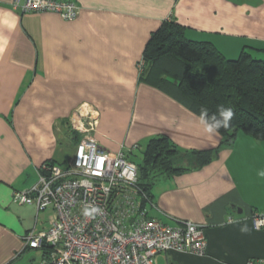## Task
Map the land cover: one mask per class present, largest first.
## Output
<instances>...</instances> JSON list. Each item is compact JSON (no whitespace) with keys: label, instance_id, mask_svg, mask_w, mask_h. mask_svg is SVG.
<instances>
[{"label":"crops","instance_id":"0c3cea01","mask_svg":"<svg viewBox=\"0 0 264 264\" xmlns=\"http://www.w3.org/2000/svg\"><path fill=\"white\" fill-rule=\"evenodd\" d=\"M0 0V264H38L48 250L25 242L48 229L50 208L14 201L49 161L67 164L81 138L73 123L84 104L99 114L93 136L130 159L147 140L168 135L183 149H215L199 167L158 180L150 215L205 228V254L172 250L157 264H247L264 260V141L240 132L221 144L172 89L141 80L140 62L164 21L186 26L189 39L211 41L227 58L243 48L264 58V0H72L79 16L24 12ZM23 1V0H21ZM233 218L230 223L229 219ZM249 231L241 232L243 225Z\"/></svg>","mask_w":264,"mask_h":264},{"label":"built area","instance_id":"2783aa9c","mask_svg":"<svg viewBox=\"0 0 264 264\" xmlns=\"http://www.w3.org/2000/svg\"><path fill=\"white\" fill-rule=\"evenodd\" d=\"M13 6L24 12H54L66 21L75 20L81 10L72 0H15ZM98 117L91 105L81 106L72 120L81 132L73 158L65 165L44 163L37 182L13 194L15 202L52 210L48 229L25 237L32 248L49 246L38 264H157L158 254L172 250L205 254L208 239L202 225L151 217L154 203H143L148 196L138 184L137 163L123 149L103 148L93 136ZM88 206L100 211L86 216ZM250 219L256 228L264 213Z\"/></svg>","mask_w":264,"mask_h":264},{"label":"trees","instance_id":"16d2710c","mask_svg":"<svg viewBox=\"0 0 264 264\" xmlns=\"http://www.w3.org/2000/svg\"><path fill=\"white\" fill-rule=\"evenodd\" d=\"M185 29L175 20H166L151 34L141 80L160 79L156 85L172 89L198 115L202 108L209 116H218L220 106L231 107L235 115L227 130H219L221 144L233 143L240 132L264 141V58L246 48L237 58H227L211 41L189 39ZM137 150L142 152L140 161L131 160L138 165V184L148 196L145 204L153 201L158 180L199 168L215 156V149H183L166 134L150 137Z\"/></svg>","mask_w":264,"mask_h":264},{"label":"clouds","instance_id":"9594fccd","mask_svg":"<svg viewBox=\"0 0 264 264\" xmlns=\"http://www.w3.org/2000/svg\"><path fill=\"white\" fill-rule=\"evenodd\" d=\"M234 115V110L231 107L225 108L223 106H220L218 108V116L216 114L209 116L208 110L202 108L199 116V123L203 126V130L205 133H207L209 136H214L219 133V130L221 128L227 130L230 127ZM256 175L259 178H264V169H258ZM99 211L100 209L98 207L88 206L85 208L84 215H92ZM229 222L231 223V221ZM262 224H264V220L257 221V231H259V227ZM240 231L247 233L249 231V228L245 224L241 227Z\"/></svg>","mask_w":264,"mask_h":264},{"label":"rangeland","instance_id":"374dc122","mask_svg":"<svg viewBox=\"0 0 264 264\" xmlns=\"http://www.w3.org/2000/svg\"><path fill=\"white\" fill-rule=\"evenodd\" d=\"M134 159L137 161H140L141 157H142V152L141 150H137L134 155H133Z\"/></svg>","mask_w":264,"mask_h":264}]
</instances>
